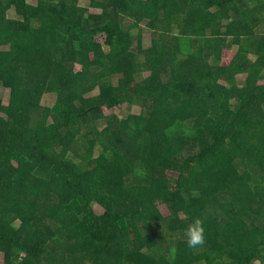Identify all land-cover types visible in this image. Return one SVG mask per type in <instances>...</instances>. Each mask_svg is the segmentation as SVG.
Instances as JSON below:
<instances>
[{"label": "trees", "instance_id": "16d2710c", "mask_svg": "<svg viewBox=\"0 0 264 264\" xmlns=\"http://www.w3.org/2000/svg\"><path fill=\"white\" fill-rule=\"evenodd\" d=\"M0 85V264H264V0H0Z\"/></svg>", "mask_w": 264, "mask_h": 264}, {"label": "rangeland", "instance_id": "374dc122", "mask_svg": "<svg viewBox=\"0 0 264 264\" xmlns=\"http://www.w3.org/2000/svg\"><path fill=\"white\" fill-rule=\"evenodd\" d=\"M10 16L11 17H15V13L13 11L10 12ZM141 29H142V35H143V39H145V41H148V39L150 38V31L148 30V28L145 26V23H142L141 24ZM144 77H148V73H144ZM94 94H97V91L94 92ZM7 98H8V90L3 88L1 85H0V99L3 100L4 103L7 102ZM56 97L55 95L53 94H48V95H45L42 99V104L44 106H52L54 101H55ZM132 113L133 114H139L141 112V107L139 106H134L132 108ZM99 130H101L103 128V125L101 126H98ZM94 210L97 214H102L103 213V209L97 205L94 206ZM161 212L163 213V215H168V211L165 207H161L160 208ZM44 221H41V222H47L45 219H43ZM16 225H18V222H16ZM40 226L44 227L45 229H49V233L53 236H60L61 233L59 231L58 228L52 226V224H48V223H40ZM2 262V257H0V263Z\"/></svg>", "mask_w": 264, "mask_h": 264}, {"label": "clouds", "instance_id": "9594fccd", "mask_svg": "<svg viewBox=\"0 0 264 264\" xmlns=\"http://www.w3.org/2000/svg\"><path fill=\"white\" fill-rule=\"evenodd\" d=\"M186 239L189 247H196L205 243V228L200 218H194L188 225Z\"/></svg>", "mask_w": 264, "mask_h": 264}]
</instances>
